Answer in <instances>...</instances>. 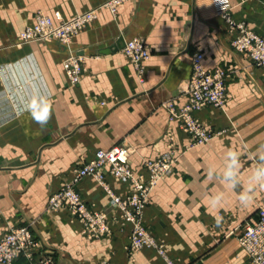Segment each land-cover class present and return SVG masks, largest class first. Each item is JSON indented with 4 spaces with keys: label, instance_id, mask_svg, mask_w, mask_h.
I'll return each instance as SVG.
<instances>
[{
    "label": "crops",
    "instance_id": "obj_1",
    "mask_svg": "<svg viewBox=\"0 0 264 264\" xmlns=\"http://www.w3.org/2000/svg\"><path fill=\"white\" fill-rule=\"evenodd\" d=\"M103 1L0 0V236L29 226L37 252L52 254L55 264H249L237 237L245 222L256 219L264 187L247 205L228 190L215 208L209 197L224 186L210 180L207 170L219 169L225 151L235 150L247 184L254 153L264 144V67L232 48L233 34L215 10L218 0H124L114 9ZM223 1L236 21L264 37V0ZM91 7L94 20L70 47L82 56L77 83L67 79V52L57 41L15 45L37 9L67 16ZM119 37H137L148 46L142 78L121 47L113 50ZM197 50L204 67L229 70L223 107L194 113L213 131L204 143H194L167 107L169 99L175 106L187 102ZM40 98L51 107L43 128L29 111ZM117 144L128 149L135 174H147L144 161L170 146L179 154L173 170L149 191L139 218L155 242L137 250L130 243L134 222L93 176L75 189L91 211L105 216L107 233L90 236L67 207H48L50 194L76 166ZM104 182L120 197L132 191V183L115 174L106 173ZM12 264L29 261L19 256Z\"/></svg>",
    "mask_w": 264,
    "mask_h": 264
},
{
    "label": "built area",
    "instance_id": "obj_2",
    "mask_svg": "<svg viewBox=\"0 0 264 264\" xmlns=\"http://www.w3.org/2000/svg\"><path fill=\"white\" fill-rule=\"evenodd\" d=\"M216 12L227 22L228 30L234 32L231 44L234 49L245 53L256 67L264 66V37L248 29L244 23L236 22L230 12V7L223 0L215 1ZM91 13H89L90 16ZM48 15L36 16L33 25L26 27L21 33V39H60L65 41V30L69 27L60 25ZM78 17L73 21V26L79 21ZM121 50L130 60L138 78H142L144 61L149 57L147 45L139 38L133 37L125 40ZM203 54L195 52L192 57V73L188 79L185 93L187 102L176 109L172 99L168 100L167 107L172 116L177 117L179 126L183 132L192 135L194 143H202L210 138L208 129L196 118L194 113L202 107L212 105L222 107L226 99V77L225 69H206L202 65ZM82 60L81 55L71 54L64 59V68L70 82L79 81ZM170 150L165 152L161 158L147 159L144 162L150 177L144 179L135 174L127 163L128 150L122 145H114L107 149H97L93 157L74 168V176L70 184L62 186L63 192L57 195L53 203L57 206H66L82 223L84 230L90 236L107 233L105 216L97 211H91L81 199L74 188V183L84 176L96 177L107 189L113 202L125 211V217L134 222L131 233V242L136 247L153 244L155 241L144 229L140 222V215L145 206L151 187L154 182L171 168L175 159L170 158ZM164 156H168L167 160ZM107 168L124 180L133 185V191L121 198L114 194L104 182V169ZM238 240L247 255L249 264H264V202L256 210V219L246 222L238 235ZM39 242L35 239L29 226L12 227L0 236V264H12L19 256H24L29 264H55L54 258L49 253L37 252Z\"/></svg>",
    "mask_w": 264,
    "mask_h": 264
},
{
    "label": "clouds",
    "instance_id": "obj_3",
    "mask_svg": "<svg viewBox=\"0 0 264 264\" xmlns=\"http://www.w3.org/2000/svg\"><path fill=\"white\" fill-rule=\"evenodd\" d=\"M29 111L33 120L43 128L51 118V107L47 98H40L31 103ZM255 163L245 185L241 180L242 162L240 154L232 149L224 153L223 164L219 169L209 167L207 176L210 180L220 181L224 188L213 193L210 206L220 208L226 201L227 191L236 193L238 202L247 205L253 199L252 193L257 187H264V144L259 145L254 153ZM219 223V221H217Z\"/></svg>",
    "mask_w": 264,
    "mask_h": 264
},
{
    "label": "rangeland",
    "instance_id": "obj_4",
    "mask_svg": "<svg viewBox=\"0 0 264 264\" xmlns=\"http://www.w3.org/2000/svg\"><path fill=\"white\" fill-rule=\"evenodd\" d=\"M124 2V0H105V1H103L102 3H100V5H104V6H110V8H112V9H114L115 7H117L118 5H120L121 3H123ZM99 5V6H100ZM95 9H96V7H91V8H85V9H83V10H79V11H76V12H72V13H69V14H67V16L65 15H63L62 14V12H60V11H58V10H55L53 13H51V15H49V14H47V13H45L43 10H41V9H37L35 12H34V14H33V22L32 23H30V24H28V25H26L23 29H21L20 31H19V33H18V36H17V41H16V43H15V45L18 47V46H20V45H22V44H25V43H35V42H38V43H40V42H44V41H57L58 43H60L61 45H63L64 47H65V49H66V55H65V57L64 58H66V57H68V56H70L71 54H74L75 53V51L74 50H72L70 47H71V43H72V41H73V38L76 36V35H78L82 30H84V28H86V26L89 24V23H91L93 20H94V18H95ZM45 14V15H48V16H50L51 18H53L56 22H57V18L56 17H58L59 18V20H60V25H63V26H65V28L66 27H69L70 26V28H68L67 30H65V38H66V40L65 41H62V40H60V39H46V40H40V39H32V38H28V39H26V41L25 40H22L21 39V33L24 31V29L26 28V27H29L30 25H33V23H34V20H35V18H36V16H38V15H40V14ZM89 13H91L90 14V16H89ZM78 17H81V21H79V23L77 22L74 26H73V21L75 20V19H77ZM82 61V60H81ZM81 61H80V63H81ZM225 69V68H224ZM226 71H227V73L229 72V70L228 69H225ZM64 71H65V68H64ZM65 74H66V72H65ZM66 76H67V74H66ZM67 79H68V77H67ZM228 79H229V75L227 74V77H226V86H228ZM69 80V79H68ZM70 82V81H69ZM71 84H74V83H72V82H70ZM227 98H228V95H226V99H225V103H226V101H227ZM173 103H174V100H173ZM224 103V104H225ZM174 106H175V104H174ZM183 105H179V106H175V108L176 109H180L181 107H182ZM223 107V106H222ZM168 110H169V108H168ZM169 114H170V117H172V118H176V119H178L177 117H174V116H172V114H171V112L169 111ZM197 118V117H196ZM199 120V119H198ZM212 133H213V131L212 130H208V134L211 136L212 135ZM117 145H122V144H117ZM122 146H124V145H122ZM125 147V146H124ZM126 148V147H125ZM128 150V149H127ZM167 152V151H166ZM165 153V152H164ZM164 153H162L160 156H158V157H156V158H154V159H158V158H161L162 156H163V154ZM169 155H170V158L172 159V161H173V159H175V161L178 159V157H179V154L177 153V150H175L174 148H173V146H170V153H168ZM128 156H129V152H128ZM168 156H164V158L167 160L168 158H167ZM162 159V158H161ZM90 160V159H89ZM89 160H87V161H89ZM147 160V159H146ZM87 161H85V162H87ZM168 161V160H167ZM85 162H83V163H81L80 165H78V166H76V168L77 167H80L82 164H84ZM145 162V161H144ZM127 163H128V159H127ZM175 163V162H174ZM174 163L171 165V168L168 170V171H166V173L165 174H163L162 176L164 177V176H166V175H168L172 170H173V168H174ZM144 164V163H143ZM129 165V164H128ZM130 166V165H129ZM144 167H145V165H144ZM146 168V167H145ZM146 170H147V168H146ZM138 175H140L142 178H144V179H149V177H150V174H149V172H148V170H147V174H144V173H139ZM80 180V179H79ZM78 180V181H79ZM158 180V179H157ZM78 181H76L75 183H74V188H75V185H76V183L78 182ZM70 182H72V177H71V179L70 180H68V181H62L61 183H60V185H59V187H58V189L56 190V191H54L53 193H51L50 194V196L48 197V207L49 208H51V209H54V210H57V209H60V208H62V207H66V206H63V205H61V206H57V205H55L54 203H53V201L56 199L55 197L57 196V195H60L62 192H63V190H62V186L63 185H65V184H70ZM155 184L157 183V181H155L154 182ZM154 184V185H155ZM153 185V186H154ZM153 186L151 187V189L153 188ZM150 189V190H151ZM76 190V189H75ZM77 191V190H76ZM78 192V191H77ZM79 193V192H78ZM79 195H80V193H79ZM118 196V195H117ZM80 197H81V195H80ZM81 199H82V197H81ZM261 204V203H260ZM260 204H258V206L260 205ZM257 206V207H258ZM68 209V208H67ZM69 210V209H68ZM70 211V210H69ZM246 223V222H245ZM244 223V224H245ZM243 227H244V225H243ZM144 229L147 231V233L150 235V236H152L151 235V233L144 227ZM243 229V228H242ZM153 237V236H152ZM238 238V237H237ZM239 241V240H238ZM131 243V245H132V247L131 248H134V249H139L138 247H136L135 246V244H134V241H132V242H130ZM162 246V245H161ZM50 254V253H49ZM52 255V254H51Z\"/></svg>",
    "mask_w": 264,
    "mask_h": 264
},
{
    "label": "bare ground",
    "instance_id": "obj_5",
    "mask_svg": "<svg viewBox=\"0 0 264 264\" xmlns=\"http://www.w3.org/2000/svg\"><path fill=\"white\" fill-rule=\"evenodd\" d=\"M234 19V18H233ZM235 20V19H234ZM236 21V20H235ZM236 22H239V23H243V22H240V21H236ZM246 26V25H245ZM247 27V26H246ZM248 28V27H247ZM249 29V28H248ZM250 30H252V29H250ZM253 31V30H252ZM254 32V31H253ZM256 33V32H255ZM232 39H233V37H234V32H232ZM232 39H231V41H232ZM124 42H125V40H124ZM123 45V44H122ZM231 46H232V44H231ZM122 47V46H121ZM148 47V46H147ZM232 48H233V46H232ZM234 49V48H233ZM234 50H236V49H234ZM148 51H149V48H148ZM197 51H199V50H197ZM196 51V52H197ZM237 51V50H236ZM199 52H201V51H199ZM239 52V51H238ZM124 53V52H123ZM195 53V52H194ZM193 53V54H194ZM202 53V52H201ZM240 53H242V52H240ZM75 55H80V53H74ZM203 54V53H202ZM245 54V53H244ZM149 55H150V52H149ZM246 55V54H245ZM204 56V55H203ZM192 57H193V55H192ZM65 59V58H64ZM63 65H64V60H63ZM202 65H203V58H202ZM133 66V65H132ZM203 67H204V65H203ZM256 67V66H255ZM264 67V66H263ZM134 68V67H133ZM191 68H192V58H191ZM204 68H206V67H204ZM219 68V67H218ZM206 69H212V68H206ZM215 69V68H214ZM220 69H222V68H220ZM143 73H144V71H143ZM191 73H192V70H191ZM142 76H143V74H142ZM190 77V76H189ZM189 79V78H188ZM187 83H188V80H187ZM186 88H187V86H186ZM186 90V89H185ZM226 95H228V90H227V86H226ZM204 142H206V141H204ZM204 142H202V143H204ZM110 148V147H109ZM99 149H107V148H99ZM104 173L106 174V173H110V174H114V173H112V172H109V170L107 169V168H105L104 169ZM116 175V174H115ZM73 176H74V169H73ZM73 176H72V178H73ZM87 176H92V175H87ZM105 176V175H104ZM85 177V176H84ZM94 177V176H93ZM163 176H161V177H159V179L158 180H160L161 178H162ZM83 178V177H82ZM81 178V179H82ZM96 178V177H95ZM97 179V178H96ZM98 180V179H97ZM157 180V181H158ZM101 183V182H100ZM102 184V183H101ZM132 191H133V185H132ZM131 191V192H132ZM129 194V193H128ZM127 194V195H128ZM120 197V196H119ZM121 198H124V197H121ZM13 263V262H12Z\"/></svg>",
    "mask_w": 264,
    "mask_h": 264
},
{
    "label": "water",
    "instance_id": "obj_6",
    "mask_svg": "<svg viewBox=\"0 0 264 264\" xmlns=\"http://www.w3.org/2000/svg\"><path fill=\"white\" fill-rule=\"evenodd\" d=\"M123 43H124V38L123 37H119V39L117 40L115 45L112 47L113 50H118L122 46Z\"/></svg>",
    "mask_w": 264,
    "mask_h": 264
}]
</instances>
